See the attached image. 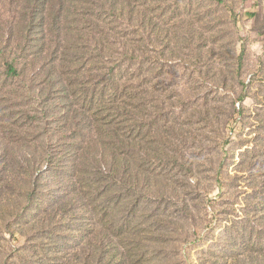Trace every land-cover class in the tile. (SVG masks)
<instances>
[{"label": "rangeland", "instance_id": "1", "mask_svg": "<svg viewBox=\"0 0 264 264\" xmlns=\"http://www.w3.org/2000/svg\"><path fill=\"white\" fill-rule=\"evenodd\" d=\"M138 1L124 2L125 25L102 18L98 31L66 27L62 41L72 45L53 63L48 52L34 63L22 57L24 79H4L0 64V264H264V0ZM22 13L23 2L0 0V49L7 24ZM97 34L98 49L90 41ZM15 48L7 45V53ZM54 67L79 93L80 85L100 91L119 77L130 101L123 120L142 172L139 208L117 214L119 225L133 215L134 227L122 235L109 229L101 257L103 241L80 208L69 206L62 220L65 180L75 174L36 172L76 122L59 101L60 86L49 123L29 96L33 78L37 94ZM109 98L108 106L122 101Z\"/></svg>", "mask_w": 264, "mask_h": 264}, {"label": "trees", "instance_id": "2", "mask_svg": "<svg viewBox=\"0 0 264 264\" xmlns=\"http://www.w3.org/2000/svg\"><path fill=\"white\" fill-rule=\"evenodd\" d=\"M127 1L10 0V2H23V13L19 23L7 24L9 25V28L7 27L9 31L7 45H15L16 48L14 51H10L11 53H7V45L5 48L0 49V64L4 67L2 76L4 79L22 78L26 70L22 69L20 65L21 60H23L22 57H25V55H32V62L34 63L41 54L48 52L49 63H53L57 58L56 52L64 44L72 45L68 41H62L65 36V28L70 27L72 23V27L75 25L77 32L79 31V25L82 24L84 29L94 28L95 31H98L102 18L103 20L109 19V24L125 25L122 17L124 20L123 10L130 8V5L124 4ZM218 1L221 2L222 0ZM120 4L122 7H119ZM106 15H108V18L105 17ZM70 17H73V22ZM4 32L5 27H1L0 45L4 44L1 43V37L5 36ZM71 35H73L72 32L67 36ZM90 41L94 48L98 49L102 46L99 34L93 36ZM30 46H32L31 49ZM74 58L77 59V56ZM79 58L81 59L82 56H79ZM132 59H135V57H132ZM64 67H68V63ZM56 70V67L48 69V87L36 94L34 77L32 85L28 87L27 91L30 93L29 96L37 100L40 103L39 105L42 106V113L44 114L42 120L49 123L54 117L52 110L54 109L55 111L57 108L55 102H52L56 101L53 94L56 93V87L60 86L59 92L63 98L59 101H63L65 108L68 106L66 102L69 104L68 107L71 108L70 111L75 115L76 122L74 127L70 125L71 129L68 135L62 133V138L68 137V142H62L58 146L55 145L54 150H47V158L42 162L43 165L36 169V172L37 176L41 177L50 171L55 178L60 175L58 174L59 172L67 170H71L69 172L72 175L73 173L75 174L73 181L65 180L67 186H70L68 188L70 195L68 200H65V204L61 205L65 207L61 211L62 220L66 222L64 217L69 206L80 208L81 216L87 219L88 225L93 226L97 231L95 240L103 241L99 245V250L95 252V255L101 257L106 249L103 237L105 235L104 238H106L109 229L116 227L115 230L118 229L120 235H122L134 227L133 215L125 214L127 218L126 216L123 217L121 220L123 224L119 225L116 222L117 214L123 213L124 215L125 212L122 210L130 206L133 209V213L139 208V200L136 198L137 188L142 182V172L134 164V153L136 151L132 149L133 146L128 145L125 141L128 133L125 131L127 127L125 124L126 120H123L124 115L130 117L126 107L130 105V101L121 92L120 84L122 83L118 80L119 77L112 76L109 79V87L102 88L103 90L100 89V91H96V88L80 85V93H82L80 94L77 91V85L73 83L74 80L67 77L68 82L65 84L62 77L57 75ZM111 89H113L112 93H108ZM79 94L80 99H82L80 103L78 101ZM106 97H110V102L122 101L118 105L116 103L108 106L104 104ZM71 98H74V100L69 103ZM131 98L129 97V99ZM51 102L54 107H52ZM71 106L77 108L72 109ZM94 106L98 108L94 113L95 115H88L86 110L92 109ZM66 116L68 118V115ZM80 117L82 118L77 120ZM65 123L63 124L65 125ZM51 128L49 126L45 131L48 144L55 142V134L49 133L52 132ZM76 140L82 141L79 146L77 145L78 143H75ZM85 140L87 141L86 145L84 144ZM76 148H78V152L75 151ZM55 171L58 173H55ZM37 185H39L38 182L36 183V188H38ZM32 195L33 193H30L29 197L31 198ZM82 195H85V197ZM109 221L113 225L111 228L108 227L110 226Z\"/></svg>", "mask_w": 264, "mask_h": 264}]
</instances>
